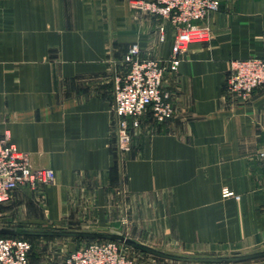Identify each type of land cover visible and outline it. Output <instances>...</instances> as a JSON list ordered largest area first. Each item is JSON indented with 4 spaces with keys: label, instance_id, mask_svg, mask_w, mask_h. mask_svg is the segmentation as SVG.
I'll list each match as a JSON object with an SVG mask.
<instances>
[{
    "label": "crops",
    "instance_id": "obj_1",
    "mask_svg": "<svg viewBox=\"0 0 264 264\" xmlns=\"http://www.w3.org/2000/svg\"><path fill=\"white\" fill-rule=\"evenodd\" d=\"M217 1L208 40L190 43L163 77L174 116L142 115L120 154L113 102L124 55L137 43L142 56L167 58L169 24L159 41L160 21L129 0H0V136L8 130L33 167L55 172L37 193L23 187L0 203V222L114 232L180 254L264 248V85L248 100L226 86L231 60L264 58V0ZM57 251L40 244L29 264H64Z\"/></svg>",
    "mask_w": 264,
    "mask_h": 264
},
{
    "label": "built area",
    "instance_id": "obj_2",
    "mask_svg": "<svg viewBox=\"0 0 264 264\" xmlns=\"http://www.w3.org/2000/svg\"><path fill=\"white\" fill-rule=\"evenodd\" d=\"M130 8L160 21L159 41L164 40L165 24L172 34L167 58L141 54L137 43L129 46L123 61L124 75L115 83L113 111L116 115L117 148L120 154L131 148V129L139 126L140 117L150 113L154 121L164 122L174 116L170 94L162 88L166 73L175 72L180 56L189 44L210 37L204 20L218 10L217 0H129ZM264 85V58L250 57L230 61L226 76L227 91L242 100ZM263 155V153H260ZM55 172L51 168L33 167L29 154L10 142V132L0 136V203L12 198L20 188L37 193L51 185ZM222 196H239L222 190ZM31 243L22 237H0V264H29ZM64 264H134V259L115 241L90 240L68 252Z\"/></svg>",
    "mask_w": 264,
    "mask_h": 264
},
{
    "label": "water",
    "instance_id": "obj_3",
    "mask_svg": "<svg viewBox=\"0 0 264 264\" xmlns=\"http://www.w3.org/2000/svg\"><path fill=\"white\" fill-rule=\"evenodd\" d=\"M0 235L10 236H36V237H59L66 239H82V240H110L122 243L133 250L141 253L169 261L195 263V264H233L240 263L264 257V248L247 253L229 254V255H192L180 254L169 251L160 250L152 246L138 242L124 234L79 230V229H54V228H32L23 226H0Z\"/></svg>",
    "mask_w": 264,
    "mask_h": 264
},
{
    "label": "rangeland",
    "instance_id": "obj_4",
    "mask_svg": "<svg viewBox=\"0 0 264 264\" xmlns=\"http://www.w3.org/2000/svg\"><path fill=\"white\" fill-rule=\"evenodd\" d=\"M17 222L14 221H2L0 222V226H19L16 224ZM24 227V226H23ZM26 227V226H25ZM32 228H41L40 226H31ZM54 229H56L55 227H52ZM80 240V241H79ZM78 241H76L75 239H66V238H59V237H33L30 239V243H31V251L34 247H38V245H43L44 247L47 246L48 248H53L54 252L57 251L56 246L61 245V244H67L70 243L71 246H73L72 248L66 247L64 248V250L62 249L61 251L58 250L57 252H61V257L64 259L65 255L71 251V249L76 248L78 246H81L82 244L85 243V240L79 239ZM51 243V245H50ZM58 244V245H57ZM124 249L129 253L130 256H132V258L134 260L137 259H145V258H153L152 256L149 255H145L144 253L142 254L141 252L137 251V250H133L130 247L120 243ZM53 246V247H52ZM30 251V252H31ZM45 254H47L48 257H50V253H47L48 251L45 249Z\"/></svg>",
    "mask_w": 264,
    "mask_h": 264
},
{
    "label": "trees",
    "instance_id": "obj_5",
    "mask_svg": "<svg viewBox=\"0 0 264 264\" xmlns=\"http://www.w3.org/2000/svg\"><path fill=\"white\" fill-rule=\"evenodd\" d=\"M4 236H10V235H0V237H4ZM11 237H22V238H24V239H27V240H29L30 241V239L31 238H33V237H36V236H11ZM76 241H78L79 239H75ZM80 241V240H79ZM90 240H85V242H89ZM79 247V246H78ZM78 247H76L75 249H77ZM74 249V250H75ZM29 255H30V253H29Z\"/></svg>",
    "mask_w": 264,
    "mask_h": 264
}]
</instances>
